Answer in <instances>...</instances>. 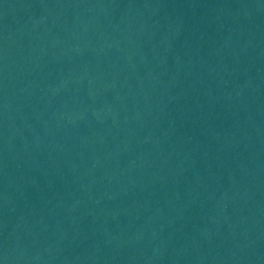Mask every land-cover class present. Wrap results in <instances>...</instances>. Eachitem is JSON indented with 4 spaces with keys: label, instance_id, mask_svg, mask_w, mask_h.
I'll list each match as a JSON object with an SVG mask.
<instances>
[{
    "label": "water",
    "instance_id": "obj_1",
    "mask_svg": "<svg viewBox=\"0 0 264 264\" xmlns=\"http://www.w3.org/2000/svg\"><path fill=\"white\" fill-rule=\"evenodd\" d=\"M0 264H264V0H0Z\"/></svg>",
    "mask_w": 264,
    "mask_h": 264
}]
</instances>
